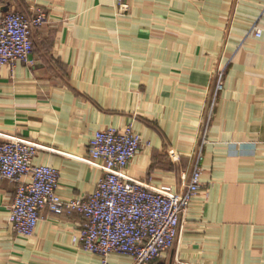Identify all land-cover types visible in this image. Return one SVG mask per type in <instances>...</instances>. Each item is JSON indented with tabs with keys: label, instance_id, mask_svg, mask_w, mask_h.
Segmentation results:
<instances>
[{
	"label": "crops",
	"instance_id": "obj_1",
	"mask_svg": "<svg viewBox=\"0 0 264 264\" xmlns=\"http://www.w3.org/2000/svg\"><path fill=\"white\" fill-rule=\"evenodd\" d=\"M129 5L0 0V13L48 14L32 62L0 64V133L43 147L34 163L60 171L64 200L97 188L103 171L81 159L96 131L134 122L142 146L126 176L177 190L204 141L202 190L152 264H264V0ZM16 189L0 178V264H101L73 241L79 214L44 209L34 234L18 235ZM110 264L134 259L112 254Z\"/></svg>",
	"mask_w": 264,
	"mask_h": 264
},
{
	"label": "built area",
	"instance_id": "obj_2",
	"mask_svg": "<svg viewBox=\"0 0 264 264\" xmlns=\"http://www.w3.org/2000/svg\"><path fill=\"white\" fill-rule=\"evenodd\" d=\"M119 12L129 0H113ZM46 10L32 15L0 13V64L31 63L33 31L47 22ZM261 32L258 30L257 35ZM222 74L215 95L223 90ZM0 178L17 184L10 222L21 236L34 234L44 209L56 215L79 214L83 224L73 241L110 264L112 254L130 256L134 264H152L174 247L181 220L201 192L204 141L195 153L193 169L185 185H152L131 179L125 169L141 151L142 137L134 122L122 128L99 130L91 137L89 156L81 158L103 171L94 193L64 200L58 193L60 171L34 163L39 144L16 135L0 133ZM172 157L175 153L171 152Z\"/></svg>",
	"mask_w": 264,
	"mask_h": 264
},
{
	"label": "rangeland",
	"instance_id": "obj_3",
	"mask_svg": "<svg viewBox=\"0 0 264 264\" xmlns=\"http://www.w3.org/2000/svg\"><path fill=\"white\" fill-rule=\"evenodd\" d=\"M214 92H215V89H214ZM203 142V141H202ZM202 142L200 144H202ZM200 146V145H199ZM198 150V148H197ZM203 154H204V146H203ZM194 161H195V157H194Z\"/></svg>",
	"mask_w": 264,
	"mask_h": 264
}]
</instances>
